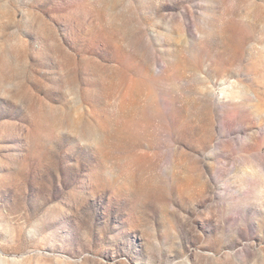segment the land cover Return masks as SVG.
<instances>
[{
	"label": "rangeland",
	"instance_id": "rangeland-1",
	"mask_svg": "<svg viewBox=\"0 0 264 264\" xmlns=\"http://www.w3.org/2000/svg\"><path fill=\"white\" fill-rule=\"evenodd\" d=\"M0 264H264V0H0Z\"/></svg>",
	"mask_w": 264,
	"mask_h": 264
}]
</instances>
